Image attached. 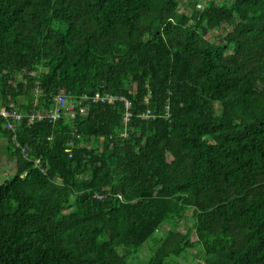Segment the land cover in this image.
Segmentation results:
<instances>
[{"label": "trees", "instance_id": "16d2710c", "mask_svg": "<svg viewBox=\"0 0 264 264\" xmlns=\"http://www.w3.org/2000/svg\"><path fill=\"white\" fill-rule=\"evenodd\" d=\"M202 1L0 0V264H264V0Z\"/></svg>", "mask_w": 264, "mask_h": 264}, {"label": "built area", "instance_id": "2783aa9c", "mask_svg": "<svg viewBox=\"0 0 264 264\" xmlns=\"http://www.w3.org/2000/svg\"><path fill=\"white\" fill-rule=\"evenodd\" d=\"M95 101H105L108 100L109 102H113L116 100V97L113 95H107V96H101L99 93H97L94 97ZM126 106L129 107L130 103L128 100H125ZM73 108H75V105H68L65 98L63 96H59L56 98V107L52 110V118L57 119L62 117L63 115H70L75 116V113L73 112ZM85 108L82 109L84 111ZM0 114L3 115L5 118L10 115V112L6 108H2L0 110ZM130 116V114H129ZM129 116L127 115L126 120H128ZM10 124V123H9ZM37 163H39V159L37 160Z\"/></svg>", "mask_w": 264, "mask_h": 264}, {"label": "crops", "instance_id": "0c3cea01", "mask_svg": "<svg viewBox=\"0 0 264 264\" xmlns=\"http://www.w3.org/2000/svg\"><path fill=\"white\" fill-rule=\"evenodd\" d=\"M7 142L2 137H0V184L11 175V165L14 162L9 160V154L6 150Z\"/></svg>", "mask_w": 264, "mask_h": 264}, {"label": "rangeland", "instance_id": "374dc122", "mask_svg": "<svg viewBox=\"0 0 264 264\" xmlns=\"http://www.w3.org/2000/svg\"><path fill=\"white\" fill-rule=\"evenodd\" d=\"M208 0H203L202 3L205 4V2H207ZM13 166V164H12ZM14 170V169H13ZM13 170H11V173L13 172ZM192 219L188 218L183 220L180 225H178L179 230H181L182 232H186V230L192 225ZM167 229V226H164V228H162V232H165ZM150 253V249L148 245H145L144 248L140 251V256L143 257L145 255H148Z\"/></svg>", "mask_w": 264, "mask_h": 264}, {"label": "clouds", "instance_id": "9594fccd", "mask_svg": "<svg viewBox=\"0 0 264 264\" xmlns=\"http://www.w3.org/2000/svg\"><path fill=\"white\" fill-rule=\"evenodd\" d=\"M97 94V93H96ZM129 101V100H128ZM129 103H130V105H131V102L129 101ZM77 105H79V102H77L76 103ZM2 108H6V107H4V106H2V105H0ZM75 107H77L76 105H75ZM128 108H130V106L128 107ZM1 110V109H0ZM129 112H131L130 110L127 112V114L129 113ZM130 114V113H129ZM3 116V115H2ZM63 118H66L67 116L66 115H63L62 116ZM61 118V117H60ZM57 119H59V118H57ZM56 119V120H57ZM36 160H38V159H36ZM119 197H122L121 195H119Z\"/></svg>", "mask_w": 264, "mask_h": 264}]
</instances>
